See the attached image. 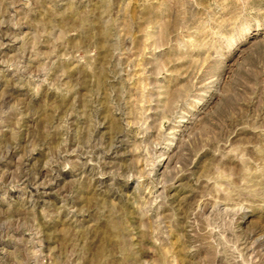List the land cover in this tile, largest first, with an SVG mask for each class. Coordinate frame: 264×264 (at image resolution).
I'll list each match as a JSON object with an SVG mask.
<instances>
[{
	"label": "rangeland",
	"instance_id": "374dc122",
	"mask_svg": "<svg viewBox=\"0 0 264 264\" xmlns=\"http://www.w3.org/2000/svg\"><path fill=\"white\" fill-rule=\"evenodd\" d=\"M0 264H264V0H0Z\"/></svg>",
	"mask_w": 264,
	"mask_h": 264
}]
</instances>
